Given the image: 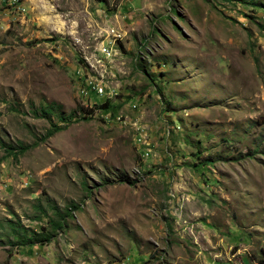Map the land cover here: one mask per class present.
I'll return each mask as SVG.
<instances>
[{"label":"rangeland","instance_id":"rangeland-1","mask_svg":"<svg viewBox=\"0 0 264 264\" xmlns=\"http://www.w3.org/2000/svg\"><path fill=\"white\" fill-rule=\"evenodd\" d=\"M0 264H264V0H0Z\"/></svg>","mask_w":264,"mask_h":264},{"label":"trees","instance_id":"trees-1","mask_svg":"<svg viewBox=\"0 0 264 264\" xmlns=\"http://www.w3.org/2000/svg\"><path fill=\"white\" fill-rule=\"evenodd\" d=\"M97 97H105L106 99L100 103V105H98L99 108H102V111H107L111 108V105H110V99L108 96H105V95H98L96 93V91H93ZM40 112H42L43 114H47L49 112V110L47 109H41ZM60 117V120L61 121H65V118L62 117V116H59ZM51 133V131H50ZM26 147L25 146H22L18 151L22 152V150H24ZM14 149L13 147H10V150ZM129 183H132L131 181H127ZM74 207H76L74 204H73ZM39 209L43 210L39 205H38ZM69 209H71V207H69ZM66 213L67 215H70V211L66 210ZM67 215H64L63 213L59 212L57 208H55V211H54V214H53V217H49L48 218V222L49 224L51 225L52 229L55 231L57 229H61L65 223V220H66V217ZM65 219V220H64ZM6 224L8 225L9 227V230H10V233H14V235L17 237L16 241H19L21 242L22 244L21 245H24L25 243H28L30 244V246L34 243H44V242H48L50 241V239L52 238L51 237V234L50 233H47L46 231L45 232H36V233H33V235L31 237H29L28 241L29 242H26V240L24 239L26 237V228L21 224L20 221H17L16 223H14L13 221L11 220H8L6 222ZM44 230V228H43Z\"/></svg>","mask_w":264,"mask_h":264},{"label":"bare ground","instance_id":"bare-ground-1","mask_svg":"<svg viewBox=\"0 0 264 264\" xmlns=\"http://www.w3.org/2000/svg\"><path fill=\"white\" fill-rule=\"evenodd\" d=\"M93 85V84H92ZM93 87V86H92ZM94 88V87H93ZM97 88V91L99 92V94L101 93V92H104L103 91V87L102 86H99V87H96ZM107 93H108V91H106ZM109 94V93H108Z\"/></svg>","mask_w":264,"mask_h":264},{"label":"built area","instance_id":"built-area-1","mask_svg":"<svg viewBox=\"0 0 264 264\" xmlns=\"http://www.w3.org/2000/svg\"><path fill=\"white\" fill-rule=\"evenodd\" d=\"M113 39L115 38V37H112ZM109 49H111V44H109ZM99 95H105V96H108L109 94L107 93V92H101Z\"/></svg>","mask_w":264,"mask_h":264}]
</instances>
